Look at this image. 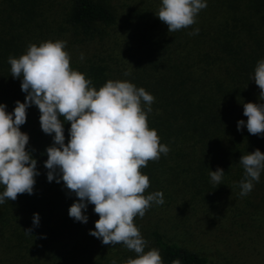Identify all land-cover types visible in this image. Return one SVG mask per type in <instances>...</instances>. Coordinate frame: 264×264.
Returning a JSON list of instances; mask_svg holds the SVG:
<instances>
[{"label":"trees","instance_id":"trees-1","mask_svg":"<svg viewBox=\"0 0 264 264\" xmlns=\"http://www.w3.org/2000/svg\"><path fill=\"white\" fill-rule=\"evenodd\" d=\"M161 3L145 0L131 9L128 27L118 37L112 32L118 21L112 0H63L60 16L48 12L52 0H0V104L12 112L26 96L21 79L11 76L8 58H18L30 44L55 42L53 20L67 25L71 67L91 79L93 87L128 81L155 97L148 125L170 151L141 169L150 179L145 194L161 191L164 198L134 220L148 241L145 250L158 249L163 264L174 259L208 264L206 255L185 244L190 220L230 216L244 228L253 224L248 231L263 224L253 220L264 221V171L247 196L239 194L244 178L239 159L256 149L264 153V135H251L246 126L237 130L239 120L247 121L243 104L264 103L251 80L264 59V0H207L197 22L176 32L156 16ZM197 28L198 34H189ZM39 117L38 108L30 106L21 131L29 135L27 149L40 174L33 194L0 204V264H111L114 259L125 264L136 258L122 244L104 245L89 234L99 219L94 205L86 209V224L69 216L78 198L62 181L47 180L44 162L53 136L42 131ZM64 129L67 143L70 122ZM218 167L225 175L221 185H214L209 173ZM34 213L40 217L38 226ZM29 228L32 233L26 235Z\"/></svg>","mask_w":264,"mask_h":264},{"label":"clouds","instance_id":"clouds-1","mask_svg":"<svg viewBox=\"0 0 264 264\" xmlns=\"http://www.w3.org/2000/svg\"><path fill=\"white\" fill-rule=\"evenodd\" d=\"M206 7L207 0H162L156 16L169 32H176L195 24L199 12ZM198 32L197 28L189 34ZM66 44L64 40L30 44L18 58H8L11 76L21 79V91L26 96L24 102H15L12 112L0 104V185L4 186L0 204L34 192L40 173L37 160L27 149L29 135L21 131V126L26 123L27 109L35 105L42 131L53 136L44 162L47 180L62 181L78 198L70 206L69 216L86 224V209L94 205L99 219L90 235L104 245L122 244L134 252L136 258H129L125 264H163L158 249L145 250L148 241L134 223L153 204L164 203L161 191L145 194L150 179L141 172L150 161H158L161 154L170 151L148 125L155 97L143 87L121 80H108L97 90L91 79L71 67ZM80 59H84L83 53ZM251 80L260 89L259 99L264 101V59L257 62ZM243 115L247 121L237 122L238 131L246 126L249 134L264 135V103H244ZM65 122H70L67 143ZM239 163L244 170L239 194L244 197L260 180L264 153L256 149L241 155ZM209 175L214 185H221L225 172L218 167ZM39 221V214L34 213L33 225L38 226ZM24 231L26 235L32 233L31 228ZM111 264H117L116 260ZM171 264L181 261L174 259Z\"/></svg>","mask_w":264,"mask_h":264},{"label":"rangeland","instance_id":"rangeland-1","mask_svg":"<svg viewBox=\"0 0 264 264\" xmlns=\"http://www.w3.org/2000/svg\"><path fill=\"white\" fill-rule=\"evenodd\" d=\"M63 0H52V8L48 11L51 14L60 16V8ZM117 9L118 21L112 32L120 37L127 26L126 16L131 9L141 7L145 0H112ZM48 8H46L47 10ZM55 35L54 40H66L71 36L67 25L59 20H53ZM61 26V28H60ZM209 217L208 219H195L189 221L191 228L190 238L186 245L209 258L208 264H264V221L263 224L255 225L252 231H248L252 225L246 228L237 225L235 218L221 216L220 218ZM245 222L247 220H241ZM250 227V228H249ZM188 234V233H187ZM124 263V262H123Z\"/></svg>","mask_w":264,"mask_h":264}]
</instances>
